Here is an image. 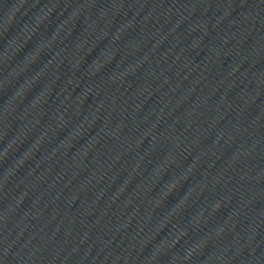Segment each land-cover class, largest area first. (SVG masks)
<instances>
[{
	"label": "water",
	"instance_id": "95a60500",
	"mask_svg": "<svg viewBox=\"0 0 264 264\" xmlns=\"http://www.w3.org/2000/svg\"><path fill=\"white\" fill-rule=\"evenodd\" d=\"M77 0H0V45L42 23Z\"/></svg>",
	"mask_w": 264,
	"mask_h": 264
}]
</instances>
